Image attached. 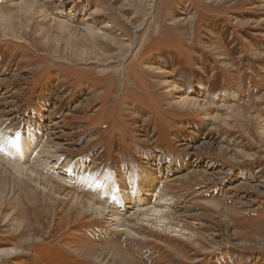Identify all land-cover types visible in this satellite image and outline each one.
Returning <instances> with one entry per match:
<instances>
[{
  "label": "rangeland",
  "instance_id": "obj_1",
  "mask_svg": "<svg viewBox=\"0 0 264 264\" xmlns=\"http://www.w3.org/2000/svg\"><path fill=\"white\" fill-rule=\"evenodd\" d=\"M27 1L0 2V131L43 162L0 152V264H264V0ZM83 172L169 179L107 202L131 235Z\"/></svg>",
  "mask_w": 264,
  "mask_h": 264
},
{
  "label": "bare ground",
  "instance_id": "obj_2",
  "mask_svg": "<svg viewBox=\"0 0 264 264\" xmlns=\"http://www.w3.org/2000/svg\"><path fill=\"white\" fill-rule=\"evenodd\" d=\"M1 1H3V0H0V2ZM37 1L40 2V0H29V1H27L26 4H24L23 6H20V7H24V8L27 7L28 9H31L32 11L35 12L36 10H39V5L37 4L38 3ZM48 10H46V11L43 10V14L46 18L50 16ZM186 105L192 106V107H199V104L196 101V99H194V100L193 99H186ZM12 136L10 137L6 133L0 131V152L6 154L8 156V159H10V163L14 167L17 174H19L20 176L26 177L29 175V172H30V170L28 168V163L34 162L36 164L37 162L42 161V159L39 157L38 152L36 151V146L38 145L39 139H37L34 135L33 136L29 135L30 137H27V138L24 137V140H21L23 138H20V137L12 138ZM7 162H8V160H7ZM133 178H134V176H131L130 181L134 182L132 180ZM158 178H161V179H152L151 174L147 173V174H145V177L138 179L140 181L134 182V184L132 186V188H133L132 191L130 190L128 192H125V193L121 194V196L116 195L118 192H120L119 191L120 188L117 186L118 184L115 183L114 181L108 180L107 177H104V178L99 177L98 178L97 175H90V174H87L86 172H83L80 176L77 177L76 180H77L78 185H80L83 188H86L85 190L88 189L91 192H96V194L100 193L102 195V198L104 199L103 204L95 205V204H91L90 201L87 203V204H89L93 213H95L101 217H103L106 214V216L111 218V224L110 225L112 228H114L115 231H118L122 234H124V233L129 234L130 233L131 235H133V233L129 230V228H127V226H125L126 221H125V218L123 217V214L118 213V212H114V211H110V208H108V206H107V204H108L107 202H114L116 205L119 204L120 206L124 207L125 210H126L127 206H128L127 208L130 209L129 206L130 205L132 206L133 201L135 202L134 206H136V207L143 206V204L147 203L146 200L151 201L152 198L150 199V196H153L155 193H157L156 190L160 186V184L163 182L162 180L163 179H166V180L169 179L168 176L163 177V178L162 177H158ZM42 180H45V178ZM106 180H107V183L105 184ZM78 199L81 200L82 198H78ZM105 200H106V202H105ZM160 201H161V203H159V204H162V205L165 204L163 198H160ZM149 204L152 205L153 202L149 203ZM89 206H87V207H89ZM139 209L142 210V208H139ZM141 210H139V211H141ZM163 212H164V210L156 209V208L151 211L152 214L156 215V220L160 224L168 223L167 222L168 219H166V218H165V220L163 219V217H164ZM145 219H146V221L151 222V219L149 217H145L144 220ZM20 252L21 251L19 249H16V250H0V259H4V258H7L9 256H13L14 254H19Z\"/></svg>",
  "mask_w": 264,
  "mask_h": 264
}]
</instances>
